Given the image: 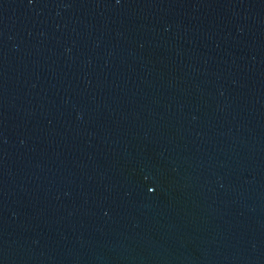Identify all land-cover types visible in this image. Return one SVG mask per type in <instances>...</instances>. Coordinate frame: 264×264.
Listing matches in <instances>:
<instances>
[{"label": "water", "instance_id": "95a60500", "mask_svg": "<svg viewBox=\"0 0 264 264\" xmlns=\"http://www.w3.org/2000/svg\"><path fill=\"white\" fill-rule=\"evenodd\" d=\"M0 264H264V0H0Z\"/></svg>", "mask_w": 264, "mask_h": 264}]
</instances>
